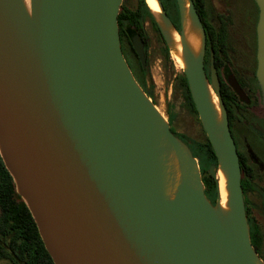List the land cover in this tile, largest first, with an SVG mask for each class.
<instances>
[{"label": "water", "instance_id": "1", "mask_svg": "<svg viewBox=\"0 0 264 264\" xmlns=\"http://www.w3.org/2000/svg\"><path fill=\"white\" fill-rule=\"evenodd\" d=\"M255 1L264 90V0ZM189 2L204 49L199 60L187 58L184 74L217 160L228 170L232 213L224 224L205 195L200 168V189L185 179L174 200L163 194L162 137L188 156L189 169L199 164L123 54V0H31L30 14L21 0H0V154L54 264H260L220 97L223 140L214 135L206 35ZM177 3L182 17V0ZM132 45L146 68L139 35ZM230 84L244 96L235 78Z\"/></svg>", "mask_w": 264, "mask_h": 264}, {"label": "flooded vegetation", "instance_id": "2", "mask_svg": "<svg viewBox=\"0 0 264 264\" xmlns=\"http://www.w3.org/2000/svg\"><path fill=\"white\" fill-rule=\"evenodd\" d=\"M165 1L174 4L173 0ZM193 1L200 15L206 35V48L204 54L206 76L217 94V97H220L222 103H224L223 105L229 120L230 131L239 156L242 176L241 183L250 234L252 236V233L254 234V232H257V236H259L261 243L264 244V91L257 77V25L259 12L256 14V9L259 11V8L255 0H247L251 1L255 6L254 12L252 13H246L240 7L241 0ZM175 2L177 3V0ZM172 13L173 18L171 19L173 21L177 14H174V10H172ZM179 21L181 20L179 19ZM147 22L151 24L150 21H146V23ZM146 23L144 25V30L146 38H148ZM178 30L181 32V24ZM135 35L137 34L135 33ZM222 35L225 37L224 42L219 40V37ZM121 44L123 54H125L124 56L134 76L136 77L137 73L138 77L136 78L137 80L139 78V83L142 84V79L132 59L131 47L127 46L128 44L124 46L123 42H121ZM165 46L168 48L166 42L163 47ZM146 49H148L147 55ZM144 51L148 65V39L146 44H144ZM231 77L235 78L239 84L244 93L243 97L231 86ZM189 110H192L191 113L195 116L191 106ZM197 115H199L198 111ZM198 119H200L199 116ZM204 138L197 139L186 137L182 140L188 144L190 148L199 150L203 149L202 144H207ZM197 160L199 161V167L200 164L203 166V164L206 163L205 160L208 161V164L210 163L206 153H202L201 159L199 158ZM212 167L213 165H211L208 170L210 174ZM218 167L217 160V169ZM203 176L204 173H202V177ZM2 263L9 264L4 261L0 262V264Z\"/></svg>", "mask_w": 264, "mask_h": 264}, {"label": "trees", "instance_id": "3", "mask_svg": "<svg viewBox=\"0 0 264 264\" xmlns=\"http://www.w3.org/2000/svg\"><path fill=\"white\" fill-rule=\"evenodd\" d=\"M173 1L174 4L169 1L170 4L165 0H161L173 26L179 32L178 29H180L181 24V21H179V12L177 11V16L173 21L171 19L173 18L172 8L174 6L178 8L177 3L175 2L176 0ZM148 20L151 22L155 31L160 33L159 26L151 14L146 0H138V6L135 9L126 7L125 5L121 6L120 14L118 16L120 39L121 42L124 43V46L125 44H128L127 46L131 47L133 55L132 59L134 60L137 72L142 79V85L145 84L146 69L143 68L132 47L131 41L133 36H129L128 30H134V32L141 37L143 43L146 44L148 38H146L144 25ZM219 40L224 42L225 37L222 35L219 37ZM147 50L148 49H146V55ZM162 56L165 62H171L170 50L166 46L162 48ZM176 86L183 96L186 105H188V107L191 106L193 112L197 116L189 83L184 73L177 77ZM198 121L200 122L199 119ZM177 137L181 141L186 138V136L183 135ZM205 140L207 144H202L203 149L199 150L190 148L188 144L184 141L183 142L189 147L194 158L201 159L202 153H206L208 156L210 163L208 165L205 163L203 166L200 164V169L202 173H204L202 182L205 186V195L211 204L215 206L218 198V182L208 170L211 165L217 168V157L207 136H205ZM257 235V232H254V234L252 233V236L250 234L251 243L261 259H264V244L261 243L259 236ZM3 261L9 264H54L53 259L46 250L40 237L36 222L26 203L18 194L15 181L6 168L0 154V262Z\"/></svg>", "mask_w": 264, "mask_h": 264}, {"label": "bare ground", "instance_id": "4", "mask_svg": "<svg viewBox=\"0 0 264 264\" xmlns=\"http://www.w3.org/2000/svg\"><path fill=\"white\" fill-rule=\"evenodd\" d=\"M28 14L31 13V0H21ZM150 11L156 17L159 24L166 36L167 44L174 56L177 64L183 70H187V58L192 56L195 60H199L203 55L204 49V33L201 27L195 23L190 14L189 0H182V32L180 35L170 21L165 17L162 5L159 0H146ZM208 101L213 111L216 129L214 132L215 137L223 140V115L219 103V98L211 85L207 84ZM157 112L160 117L162 116L159 109ZM161 163L163 169V194L168 201L174 200L179 189L183 186L185 179L191 187L200 189L199 184V166L191 164L189 169L188 156L183 153L179 155L178 151L174 148L169 141L162 137L160 142ZM187 157V158H186ZM187 163V165H186ZM187 174V176H186ZM217 182H218V198L214 207V212L221 221V223H228L230 214L232 213L231 207V191L229 188L228 170L223 168L220 162L217 169Z\"/></svg>", "mask_w": 264, "mask_h": 264}, {"label": "rangeland", "instance_id": "5", "mask_svg": "<svg viewBox=\"0 0 264 264\" xmlns=\"http://www.w3.org/2000/svg\"><path fill=\"white\" fill-rule=\"evenodd\" d=\"M135 9L138 6V0H123L122 6ZM240 7L246 13L254 12V4L251 1L241 0ZM174 14L179 11L180 20L182 19L179 6L178 9L174 6ZM259 12L258 23L260 18ZM149 21V20H148ZM158 24V23H157ZM160 33L155 31L149 22L146 23V32L149 40V53H148V65L145 72V84L139 83V78L136 73V81L145 93L146 97L153 104L155 109H159L162 116L165 118V122L171 128L172 132L176 135H183L190 138L203 139L207 136L203 124L198 116H195L189 110L186 102L177 89V77L184 73V70L179 67L173 54L170 50L171 62H165L162 56V48L165 45L166 38L162 32L161 26L158 24ZM129 36L135 35L134 30H128ZM258 34V25H257ZM167 44V42H166ZM168 46V44H167ZM128 48V47H127ZM129 50V49H128ZM127 55V53H126ZM128 56V55H127ZM134 74V73H133ZM143 87H142V86ZM263 88V87H262ZM264 91V90H263ZM205 139V138H204ZM208 164V161L205 160ZM199 164V161H198ZM219 166V162H218ZM200 168V167H199ZM217 171V170H215ZM217 173V172H216ZM200 176L202 179V173L200 170ZM205 190V189H204ZM260 260V264H264V260L257 256ZM3 264V263H2Z\"/></svg>", "mask_w": 264, "mask_h": 264}]
</instances>
